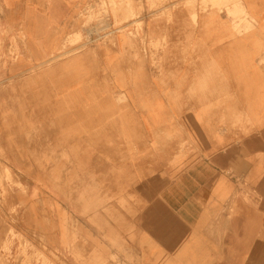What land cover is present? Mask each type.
I'll return each mask as SVG.
<instances>
[{"label": "crops", "instance_id": "1", "mask_svg": "<svg viewBox=\"0 0 264 264\" xmlns=\"http://www.w3.org/2000/svg\"><path fill=\"white\" fill-rule=\"evenodd\" d=\"M88 3L0 0V40L16 49L0 56V148L5 164L30 179L21 182L26 195L16 196L29 208L26 219L38 231L40 222H52L53 246L69 252L68 264H83L73 254L84 264H264V12L250 22L254 30L239 33L243 22L196 13L190 24L174 5L171 22L146 13L134 37L117 32L115 47L101 48L102 68H94L90 53L70 54L79 44H98L95 26H82ZM78 28L84 41L69 45ZM188 39L212 46L214 79L203 89L212 87L215 98L181 108L164 84L176 73L181 92L204 59L185 54ZM162 40L158 51L148 47ZM179 61L191 62L172 69ZM141 90L151 94L144 111L111 99H134ZM226 92L232 96L221 101ZM185 142L191 146L175 148ZM236 175L261 198L248 203L257 208L243 209L250 228L248 219L233 217L241 204L234 201ZM255 226L263 244L254 250Z\"/></svg>", "mask_w": 264, "mask_h": 264}, {"label": "rangeland", "instance_id": "2", "mask_svg": "<svg viewBox=\"0 0 264 264\" xmlns=\"http://www.w3.org/2000/svg\"><path fill=\"white\" fill-rule=\"evenodd\" d=\"M171 5H174V8L179 11H185L190 24H195L194 20L197 18L196 13L204 16L205 19H222L236 21L240 24L242 22L245 23L244 27H239L240 25H237V28H235L237 33L252 30L253 25L250 24H255L260 10L264 12V0H89L86 8L89 17L86 20L84 18L82 19V26L84 28L88 23L89 25L91 23L95 26L94 34L95 36H98V44L94 46L90 43L85 45L79 44L84 41L83 37H85V34L80 31L81 28H78V32L74 36V39L69 41L68 44L72 46L75 44L79 45H77L70 54L88 52L92 55L94 68H102L99 61L100 50L101 48L107 49L108 47H115L114 36L117 32H124L128 34L127 36L131 38L134 37L143 26L142 20L146 13L151 14L150 19L153 22L161 19H166L168 22H171L174 14L170 8ZM165 7L168 8L165 9ZM253 15H256V17ZM100 37L103 38L101 39ZM88 42H90V40ZM165 42V40H162V42L151 44L148 47L151 48L153 52H156L163 47L162 43L166 44ZM191 42V39L187 40L185 54L186 50H189L190 54L194 52V54L204 57L203 60L199 59L196 61L195 67L198 70L194 72V76L190 75L186 78V83H181V92L179 91L181 87L176 84V73H169L164 84L165 88H168L171 91L168 94L169 101H180L179 106H182L181 108L186 107L189 103H194L198 98L205 95L213 96L210 100L215 98V92L212 87L207 90H204L203 86L201 87V85L206 83V79H211V82L214 79L212 71L215 66L213 65L211 58L210 60L207 58L212 46H195ZM178 50L179 49L174 47L170 52V57L176 56ZM14 53H16V49L12 47L4 48L2 41L0 40L1 57L9 59ZM70 54H68L67 57L70 56ZM134 58L135 56L132 55L131 59ZM190 62L191 61H180L178 63H171L170 66L172 69H177L183 63L190 64ZM80 63L83 62L78 61L77 65ZM153 63L155 65L156 60H154ZM157 63L164 64L165 62L158 61ZM116 67V65L112 66L114 70L111 72H115ZM205 77L207 78L205 79ZM110 83L111 82L109 81L108 85ZM112 95L113 94H110L111 97ZM230 95L232 96L229 92L222 93L220 100L222 101ZM134 96L133 99L130 94H125L122 98H116L113 95L111 99L116 103L120 101H132L140 111H144L150 101L151 94L145 90H141L134 93ZM188 110V112L194 111L193 108ZM243 112H245L243 109H238L237 117H246ZM239 122L238 119L237 123ZM251 128L255 130V124L252 125ZM108 145L110 149L117 148L114 142L110 141L108 142ZM190 146L189 143L185 142L179 144L175 148L182 149L189 148ZM50 159V156L43 157L42 164L45 163L46 166H49ZM240 159L241 158H238L237 166L238 164H241ZM259 159L260 158H258V160ZM5 160L8 163V158L4 156L3 149L0 148V264H68L69 252H60L53 246V238L50 235L52 233V222L49 220L40 222L43 230L38 231V222L26 219L28 217L29 208L25 204L18 203L16 196H18L17 192L26 195L28 189L24 187L21 182L23 180L25 183L26 181L28 183V180L30 179H28V174L26 173L12 171L19 170V167H16V165H13L10 161L9 165H6ZM256 160L257 156L253 157L254 163L257 162ZM236 178L240 185L235 190L236 197L234 196V201L241 204L234 205L237 211L233 217L236 216L239 217V219L244 220L248 219V224L250 226L247 225L250 228L253 224L250 222L251 218L249 217L250 215H248V212L252 208H257V206L248 203H257L261 198L256 189H251L246 186L241 175H236ZM41 208L44 216H48V206L46 204L41 205ZM245 208H249L248 212H244L243 209ZM260 216L262 220H264V212ZM253 218H257V215ZM257 219L259 220V218ZM262 220L260 221L261 223ZM253 234L254 236L251 243L255 250L256 247L258 248L263 244V241H261L263 238H261L262 235L256 226L253 228ZM238 239L240 238L238 237ZM241 239H243V237H241ZM73 258L81 260L83 264L85 262V257H76L73 254Z\"/></svg>", "mask_w": 264, "mask_h": 264}, {"label": "bare ground", "instance_id": "3", "mask_svg": "<svg viewBox=\"0 0 264 264\" xmlns=\"http://www.w3.org/2000/svg\"><path fill=\"white\" fill-rule=\"evenodd\" d=\"M171 50H172V49H171ZM179 62H180V61H179ZM210 63H211V62H210ZM169 64H170V63H169ZM205 67H206V66H205ZM216 67H217V66H216ZM198 68H199V66H198ZM211 68H212V67H211ZM211 71H212V70H211ZM211 71H210V72H211ZM212 72H213V71H212ZM212 72H211V73H212ZM208 75H209V74H208ZM211 76H212V75H211ZM196 78H197V77H196ZM206 78H207V77H205V79H206ZM195 80H196V79H195ZM203 81H204V79H203ZM202 86H204V84L201 85V87H202ZM204 88H205V87H204ZM178 89H179V88H178ZM201 89H202V88H201ZM205 90H206V89H205ZM218 90H219V89H218ZM201 94H203V93H201ZM172 97H173V96H172ZM203 97H204V96H203ZM204 99H205V98H204ZM206 104H207V103H206ZM187 128H188V127H187ZM175 168H176V167H175ZM4 195H5V194H4ZM4 235H5V234H4ZM261 238H262V236H261ZM263 238H264V237H263Z\"/></svg>", "mask_w": 264, "mask_h": 264}]
</instances>
